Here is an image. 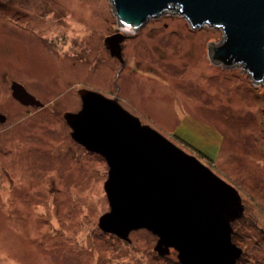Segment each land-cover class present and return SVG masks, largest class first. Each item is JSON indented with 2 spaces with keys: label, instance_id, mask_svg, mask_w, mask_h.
Masks as SVG:
<instances>
[{
  "label": "rangeland",
  "instance_id": "1",
  "mask_svg": "<svg viewBox=\"0 0 264 264\" xmlns=\"http://www.w3.org/2000/svg\"><path fill=\"white\" fill-rule=\"evenodd\" d=\"M112 0H0V264H180L140 229L130 242L99 229L111 211L109 167L72 138L79 91L119 104L234 188L237 264H264V82L211 60L221 29L177 14L150 20L122 43ZM22 85L44 107L12 97Z\"/></svg>",
  "mask_w": 264,
  "mask_h": 264
},
{
  "label": "water",
  "instance_id": "2",
  "mask_svg": "<svg viewBox=\"0 0 264 264\" xmlns=\"http://www.w3.org/2000/svg\"><path fill=\"white\" fill-rule=\"evenodd\" d=\"M121 33L105 43L124 67L125 34L166 14L184 17L193 29H221L224 41L211 44V60L243 66L255 84L264 82V0H112ZM125 33V34H124ZM21 105L43 108L20 84L11 87ZM82 110L66 114L73 140L100 155L109 167L105 192L111 211L101 218L105 234L130 242L132 231L158 238L155 252L174 250L180 264H237L243 250L233 243L232 225L245 207L238 192L197 158L142 125L118 100L81 90ZM7 117L0 113V124Z\"/></svg>",
  "mask_w": 264,
  "mask_h": 264
},
{
  "label": "flooded vegetation",
  "instance_id": "3",
  "mask_svg": "<svg viewBox=\"0 0 264 264\" xmlns=\"http://www.w3.org/2000/svg\"><path fill=\"white\" fill-rule=\"evenodd\" d=\"M119 33H121V30H119ZM119 33H118V34H119ZM124 34H125V33H124ZM125 35H126V39H125L126 41H127L129 38H131L130 35H128V34H125ZM113 36H114V35H113ZM111 37H112V36H111ZM125 40H124V41H125ZM122 55H123V47H122ZM123 59H124V57H123ZM124 61H125V60H124ZM125 64H126V63H125ZM124 66H125V65H124ZM13 84H14V83H13ZM0 113H1V112H0ZM2 114H3V113H2ZM3 115H4V114H3ZM7 120H8V119H7Z\"/></svg>",
  "mask_w": 264,
  "mask_h": 264
}]
</instances>
